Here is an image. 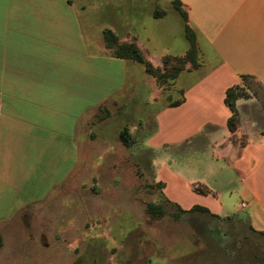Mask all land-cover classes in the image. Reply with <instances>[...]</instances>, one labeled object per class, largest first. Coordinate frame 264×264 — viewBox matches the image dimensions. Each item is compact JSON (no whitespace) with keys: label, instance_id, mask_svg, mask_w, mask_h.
Instances as JSON below:
<instances>
[{"label":"crops","instance_id":"crops-1","mask_svg":"<svg viewBox=\"0 0 264 264\" xmlns=\"http://www.w3.org/2000/svg\"><path fill=\"white\" fill-rule=\"evenodd\" d=\"M148 1L143 17L136 14L127 21L120 0H0V264H42L44 254L55 256L53 264L60 240L74 229V217L62 220L42 214L41 208L75 174L92 115L109 102L122 101L115 97L133 61L111 55L103 30L113 31L120 41L134 38L142 52L149 47L147 56L155 65L167 55L186 54L189 43L180 13L171 7L154 18L157 0ZM179 1L196 33L199 67L163 86L164 94L178 93L179 98L161 104L156 128L145 141L154 180L163 184L162 195L174 207L200 206L226 219L242 217L238 212L244 211L249 230L264 232V119L253 120L243 110L256 93L249 85V96L236 101V142L224 103L228 88L243 86L242 76L264 92V0ZM130 5L137 6L135 1ZM201 55L213 59L204 73ZM94 60L99 69H92ZM178 100L179 105L170 106ZM104 120L95 125L100 134L107 130ZM174 149L205 153L212 168L200 171L205 177L187 181L182 168L168 160ZM221 161L228 165L225 177ZM197 255L186 263L178 257L153 259L159 264H218L211 254Z\"/></svg>","mask_w":264,"mask_h":264},{"label":"rangeland","instance_id":"rangeland-1","mask_svg":"<svg viewBox=\"0 0 264 264\" xmlns=\"http://www.w3.org/2000/svg\"><path fill=\"white\" fill-rule=\"evenodd\" d=\"M120 1L124 4L122 15L127 21L136 14L143 17L145 2H149ZM134 1L137 6L130 5ZM156 5L167 13L172 0H157ZM146 32L140 33L145 35ZM150 51L144 46L147 59ZM201 60L200 72L204 73L213 65V59L201 55ZM92 62V69L94 65L99 69V61ZM152 64L159 68L163 66L162 63ZM151 81L153 78L141 64L129 63L123 90L115 97L121 98V103L109 102L92 115L90 131L85 142L80 144L75 174L56 188L41 208L42 214L58 216L62 220L68 215L74 217V229L60 240L57 260L53 264H145L149 259L152 260L150 264H159L153 258L165 256L178 257L180 262L186 263L200 252L216 257L218 264H264V235L249 230L244 218L246 212H238L242 217L228 219L214 218L205 212L179 214L176 207L164 200L161 190L154 187L153 156L146 150L145 141L156 128L155 115L161 104L178 99L179 94H164V87ZM250 87L256 94L246 101L243 110L251 113L253 120H262L264 92L256 82L252 81ZM156 88L162 90L160 96ZM166 89L170 90V87ZM97 116L106 118L102 125L107 130L101 134L95 126L99 122ZM124 128H128L130 136L128 146L119 140V133ZM169 154L172 155L168 159L171 166L182 168L184 172L180 171L187 181L205 177L200 171L212 168L206 154L193 149L184 153L174 149ZM220 165L223 176H227V163L221 161ZM206 177L211 179L212 175ZM148 203L162 205L164 215L151 218L146 212ZM28 211L34 213V210ZM54 257L44 254L43 263L52 264L50 259L54 260ZM204 264H208L206 260Z\"/></svg>","mask_w":264,"mask_h":264},{"label":"trees","instance_id":"trees-1","mask_svg":"<svg viewBox=\"0 0 264 264\" xmlns=\"http://www.w3.org/2000/svg\"><path fill=\"white\" fill-rule=\"evenodd\" d=\"M172 7L177 10L183 21H184V31L186 39L189 43V48L185 55L183 56H170L167 55L162 58V68L156 67L152 62L146 58L140 47L137 45L134 38L129 41H120V39L115 35V33L109 29L103 30V38L106 45V48L110 51L111 55L119 59H127L133 62L139 63L144 67V71L152 77L158 86H164L173 82L178 75L188 69H197L199 67L198 62V50L196 45V33L189 25V19L187 12L182 8V4L179 0H172ZM166 14L165 11L160 10L158 7L155 8L153 12L154 18L162 17ZM243 86L235 85L226 90L224 103L231 111V116L228 119V129L232 134V140L235 141V134L240 120L238 118V112L236 108V101L240 98H247L249 94L246 92L247 86L251 85L252 80L248 76H242ZM181 103V100L175 101L170 104L171 107L177 106ZM98 121L102 120V117L97 116ZM119 140L124 146L129 145L130 136L128 133V128H124L119 133ZM242 144V142L240 143ZM157 189H162V183H156L155 186ZM194 190L207 194V189H200L194 187ZM164 198V196H163ZM165 200V198H164ZM166 201V200H165ZM179 214H187L191 212H205L209 213L206 208L200 206H193L190 210H183L180 207L176 206ZM146 212L150 215L151 218H160L164 215V208L162 205L148 203L146 205ZM216 217V216H213ZM259 235H264V232H257ZM2 245V239L0 237V247Z\"/></svg>","mask_w":264,"mask_h":264}]
</instances>
